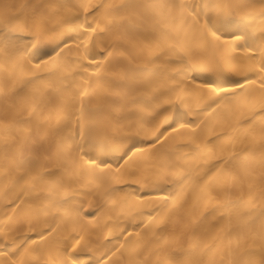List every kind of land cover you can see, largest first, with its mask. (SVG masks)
Segmentation results:
<instances>
[{
    "label": "bare ground",
    "instance_id": "obj_1",
    "mask_svg": "<svg viewBox=\"0 0 264 264\" xmlns=\"http://www.w3.org/2000/svg\"><path fill=\"white\" fill-rule=\"evenodd\" d=\"M0 264H264V0H0Z\"/></svg>",
    "mask_w": 264,
    "mask_h": 264
},
{
    "label": "snow or ice",
    "instance_id": "obj_2",
    "mask_svg": "<svg viewBox=\"0 0 264 264\" xmlns=\"http://www.w3.org/2000/svg\"><path fill=\"white\" fill-rule=\"evenodd\" d=\"M208 23H209L210 25H212L213 27H215V25H213V23H212V17H211V15H209ZM217 31H219V29H217ZM214 34H215V33H214ZM233 35H234V33H233ZM217 38H219V37H217Z\"/></svg>",
    "mask_w": 264,
    "mask_h": 264
}]
</instances>
